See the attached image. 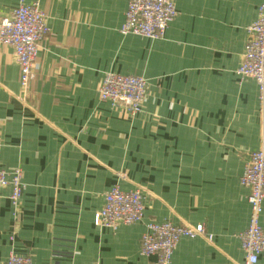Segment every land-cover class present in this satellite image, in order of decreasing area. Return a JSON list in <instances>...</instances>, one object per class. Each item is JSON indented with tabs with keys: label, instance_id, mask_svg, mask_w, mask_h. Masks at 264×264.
Returning a JSON list of instances; mask_svg holds the SVG:
<instances>
[{
	"label": "crops",
	"instance_id": "0c3cea01",
	"mask_svg": "<svg viewBox=\"0 0 264 264\" xmlns=\"http://www.w3.org/2000/svg\"><path fill=\"white\" fill-rule=\"evenodd\" d=\"M35 1L50 32L26 97L14 48L0 42V165L20 167L24 181L17 208L0 191V264L11 254L152 264L143 236L165 221L212 235L183 237L171 264H244L251 206L240 179L264 142V114L257 84L237 70L264 0H175L157 39L121 33L129 0H0V16ZM108 72L148 79L141 113L100 98ZM115 184L143 191L142 220L97 223Z\"/></svg>",
	"mask_w": 264,
	"mask_h": 264
},
{
	"label": "built area",
	"instance_id": "2783aa9c",
	"mask_svg": "<svg viewBox=\"0 0 264 264\" xmlns=\"http://www.w3.org/2000/svg\"><path fill=\"white\" fill-rule=\"evenodd\" d=\"M177 15L175 0H129L121 33L162 38ZM49 32L47 14L38 1L22 2L9 15L0 16V42L14 48L20 66L23 97L27 96L35 78L41 42ZM247 32L243 59L237 73L241 79H251L257 84L260 112L264 114V4L259 6L257 19L248 26ZM148 85V79L143 76L108 72L99 88L100 98L134 116L143 111ZM240 181L248 190L251 206L249 224L239 234L246 253L244 264H258L259 258L264 256V228L260 223L264 203V142L249 154ZM5 188L10 189V200L17 208L24 190L20 167L6 169L0 165V191ZM143 199L141 189L124 190L118 184L113 185L105 193L97 223L116 228L120 224L142 220ZM183 237L212 239L203 227L178 225L170 221L151 222L143 236L141 252L145 256L156 255L157 259L152 264H171L176 246ZM5 264H32V259L26 255L11 254Z\"/></svg>",
	"mask_w": 264,
	"mask_h": 264
}]
</instances>
